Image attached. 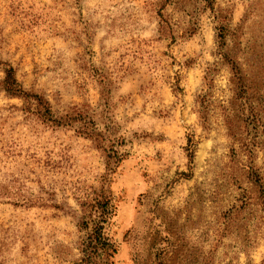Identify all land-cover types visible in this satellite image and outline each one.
<instances>
[{
    "label": "rangeland",
    "instance_id": "374dc122",
    "mask_svg": "<svg viewBox=\"0 0 264 264\" xmlns=\"http://www.w3.org/2000/svg\"><path fill=\"white\" fill-rule=\"evenodd\" d=\"M103 203L109 264H264V0H0V264H85Z\"/></svg>",
    "mask_w": 264,
    "mask_h": 264
},
{
    "label": "trees",
    "instance_id": "16d2710c",
    "mask_svg": "<svg viewBox=\"0 0 264 264\" xmlns=\"http://www.w3.org/2000/svg\"><path fill=\"white\" fill-rule=\"evenodd\" d=\"M2 88L9 95L22 97L27 102H37L40 110H43L41 116L45 118V120L49 123H52L56 126H72L76 121V117H81L82 113L77 111L76 108L70 113H66L64 116L55 117L51 111V107L48 101L38 95L33 93H27L17 82L14 71L12 68H9L5 71V77L2 81ZM79 132L82 134H86L90 137L97 138L98 133L94 131L88 132V129L85 125H81L79 128ZM104 204V203H103ZM107 204L105 203L102 209L96 215H93L94 227L92 229V233L88 237V241L85 246V255L84 261L85 264L93 263L92 260L94 258H99L100 264H109V257L114 253V249L112 248V244L108 241V238L105 236L103 231V223L107 220V214H109V209L107 208ZM92 216V214H90Z\"/></svg>",
    "mask_w": 264,
    "mask_h": 264
}]
</instances>
